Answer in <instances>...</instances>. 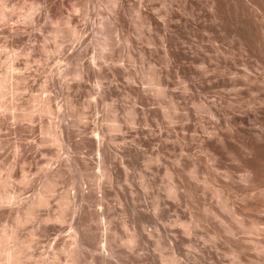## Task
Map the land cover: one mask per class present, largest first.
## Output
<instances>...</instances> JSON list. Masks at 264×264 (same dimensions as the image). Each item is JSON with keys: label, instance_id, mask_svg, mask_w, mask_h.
<instances>
[{"label": "rangeland", "instance_id": "1", "mask_svg": "<svg viewBox=\"0 0 264 264\" xmlns=\"http://www.w3.org/2000/svg\"><path fill=\"white\" fill-rule=\"evenodd\" d=\"M263 13L0 0V191L45 198L19 264H264Z\"/></svg>", "mask_w": 264, "mask_h": 264}, {"label": "bare ground", "instance_id": "2", "mask_svg": "<svg viewBox=\"0 0 264 264\" xmlns=\"http://www.w3.org/2000/svg\"><path fill=\"white\" fill-rule=\"evenodd\" d=\"M2 1V0H1ZM6 1V0H5ZM115 1V0H114ZM2 6V5H1ZM3 7V6H2ZM116 12V11H115ZM264 14V13H263ZM262 14V16H263ZM264 21V20H263ZM77 31L76 30H73V34L76 33ZM264 32V31H263ZM77 34V33H76ZM52 75V74H51ZM7 77L1 75L0 76V87L4 84L5 80H6ZM50 100L47 99L45 100V103H46V107L45 109L47 108V110H51V107L49 106L50 105ZM49 112V111H48ZM1 114V113H0ZM16 118V117H15ZM263 129V128H262ZM262 129H259V130H262ZM257 131V130H256ZM259 133V132H258ZM257 133V134H258ZM255 133V135H257ZM262 135H263V132H262ZM261 135V137H262ZM258 136V135H257ZM259 137V136H258ZM15 147V146H14ZM250 147V146H249ZM21 149V148H20ZM16 150V154H18L19 152V147L17 146V148L15 149ZM246 150V148H245ZM249 151V149H248ZM21 152V151H20ZM17 156V155H16ZM15 165H13L11 171H14L15 170ZM10 168V167H9ZM10 171V170H8ZM10 174V173H8ZM54 174V173H53ZM11 175V174H10ZM8 178V177H7ZM6 178V179H7ZM16 178V177H15ZM9 180V179H8ZM4 181L2 180L1 178V175H0V184L1 182ZM8 182V181H7ZM6 182V183H7ZM4 183V182H3ZM4 183V184H6ZM12 184V183H11ZM52 184V183H51ZM1 188V186H0ZM5 188V187H3ZM16 188V187H15ZM175 188V187H173ZM2 190V189H1ZM16 197L15 195V192L14 194L10 193V192H6V191H0V203H3L1 205L2 209L4 208H11L12 209V213H10V210L8 211L10 214H11V220H12V224L10 225V229H8L7 225L4 223L3 224V229L2 231L0 232V254L1 256H3V262L2 264H19L20 262V254H21V247H20V244L18 242V229L20 227V225L23 223V220L25 219V213L28 215L31 214L32 212V209L37 205V204H40L41 203V200L42 202L44 201L43 199L45 198H41L40 197V201H35V200H31V201H28L27 203H22L20 201H17V202H14L12 203L11 205H5V202H9V201H12V199H14ZM16 199V198H15ZM39 202V203H38ZM45 202V201H44ZM65 202V201H64ZM42 204V203H41ZM5 210V209H4ZM3 215V214H2ZM8 215V214H7ZM35 215V214H34ZM9 216V215H8ZM58 216V215H57ZM60 217V216H59ZM9 218V217H8ZM28 218V217H27ZM26 218V219H27ZM58 218V217H57ZM30 219V218H29ZM1 220V219H0ZM6 221V220H5ZM20 230V229H19ZM78 238V237H77ZM135 238V237H134ZM76 240V239H75ZM130 241V240H129ZM133 241V240H132ZM76 242V241H75ZM131 243V242H130ZM72 258V257H71ZM68 263V262H67ZM52 264V263H50ZM53 264H56V263H53Z\"/></svg>", "mask_w": 264, "mask_h": 264}]
</instances>
